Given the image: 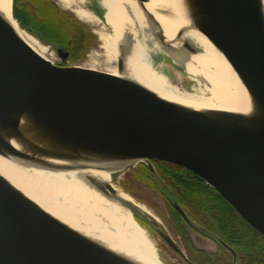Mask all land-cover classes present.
I'll return each instance as SVG.
<instances>
[{
  "label": "water",
  "instance_id": "obj_1",
  "mask_svg": "<svg viewBox=\"0 0 264 264\" xmlns=\"http://www.w3.org/2000/svg\"><path fill=\"white\" fill-rule=\"evenodd\" d=\"M135 1L146 33L159 42L170 65L186 72V60L200 49L183 38L182 30L176 36L179 46H173L150 0ZM182 1L191 26L238 75L250 97V112L189 107L131 77L64 65L69 53L54 43L52 52L61 61L55 64L33 50L0 13V156L55 171L111 170L110 164H119L120 169L111 170L112 183L91 175L86 182L146 219L174 246L152 214L118 198L113 186L140 163L160 178L151 161H167L203 178L264 238V2ZM130 45L129 36L119 45L120 73ZM162 188L171 193L163 183ZM66 221L0 172V264H139ZM222 244L239 264L235 250Z\"/></svg>",
  "mask_w": 264,
  "mask_h": 264
},
{
  "label": "bare ground",
  "instance_id": "obj_2",
  "mask_svg": "<svg viewBox=\"0 0 264 264\" xmlns=\"http://www.w3.org/2000/svg\"><path fill=\"white\" fill-rule=\"evenodd\" d=\"M60 1L66 8L71 7V0ZM94 2L100 4L101 16H94L86 9L75 11L77 17L85 22L98 18L103 21L99 38L109 61L118 59L120 43L128 36L131 38L124 71L120 73L117 66L110 63L108 72L131 77L162 97L189 107L243 114L250 112V97L238 75L213 43L191 26L182 0H150V5L167 41L173 42V46H179L176 36L182 30L183 38L200 49L185 62L186 73L204 84L197 90L181 87L175 78L161 71L166 70L167 64L161 58L167 53L152 34L146 33L145 18L135 0ZM12 8L13 0H0V13L13 24L24 41L45 59L56 61V55L42 40L19 26L13 18ZM130 11L133 15H130ZM107 26L111 32L105 30ZM92 69H96V66H92ZM110 165L111 170L121 168L119 164ZM111 170H46L0 156V172L24 188L58 218L90 232L134 262L166 264L152 237L140 226L132 212L112 198L103 196L86 182V176L91 175L103 182L112 183L114 171ZM115 189L118 198L136 203L130 195ZM138 206L151 214L145 206Z\"/></svg>",
  "mask_w": 264,
  "mask_h": 264
},
{
  "label": "flooded vegetation",
  "instance_id": "obj_3",
  "mask_svg": "<svg viewBox=\"0 0 264 264\" xmlns=\"http://www.w3.org/2000/svg\"><path fill=\"white\" fill-rule=\"evenodd\" d=\"M22 4L29 13L27 15L33 20L31 23L29 20H23L29 31L45 43L63 46L69 53V59L64 65L83 64L85 58H81L83 55L87 57L85 49L92 42L90 41V44L86 46L89 41L86 37L87 32L90 33V40L94 38L92 34L94 30L90 29L85 21L75 17L73 10L67 9L57 0H22ZM41 8H46L54 16L56 15V18L65 16L72 33L61 38L47 36L43 31L46 27L43 26L44 18L41 16ZM90 10L101 16L100 6L92 4ZM58 62L61 64L60 58ZM151 163L160 178L151 172L147 164L140 163L129 170L126 177L119 183L128 193L155 211L156 216H152L157 219V227L174 242V246L169 245L151 223L148 221L145 223L142 219L144 225L159 240L162 260L166 264H230L225 262L224 258L232 257L231 264H234L232 253L222 244L224 242L233 248L228 243L230 238L222 226V219L225 211L237 218L239 213L236 209L214 187L190 170L167 161L152 160ZM162 183L169 187L171 193H163ZM172 195L184 209L187 218H184L175 208L170 197ZM157 197L169 211L168 217H165L164 208L158 204ZM159 217L165 224L158 219ZM235 252L237 253L236 250ZM238 261L240 264L239 255Z\"/></svg>",
  "mask_w": 264,
  "mask_h": 264
},
{
  "label": "rangeland",
  "instance_id": "obj_4",
  "mask_svg": "<svg viewBox=\"0 0 264 264\" xmlns=\"http://www.w3.org/2000/svg\"><path fill=\"white\" fill-rule=\"evenodd\" d=\"M57 1H59V3H61L64 7H66L63 2H61L60 0H57ZM92 4H95L96 5V3L94 2V0L93 1L92 0L91 1L90 0H85V2H83L82 0H71V4H70L71 7L70 8H67V9L73 10L72 12H73V14H74L75 17H77V14H76L75 9H86V10L90 11V13L92 15L97 16L96 13H94L93 11L90 10V6ZM97 6H100V4H98ZM15 11H16V16L20 14V18L21 19H23V20H29L30 23L33 22L32 18L30 16L24 14V6L22 4V0H18L16 2ZM44 12L45 13L48 12L47 14H48V17H49V20H48L49 22H46L45 21L44 24H46V26L43 25V26L46 27V28L43 29L44 33L47 36H49V37H53V38L59 37V36H57V33H55L56 32V28L58 26H56V24H55L56 22H55V19H54L55 18L54 14L51 13V12H49V11H46V10H44ZM98 19H94V21H90V22H85V24L90 29L94 30V33H92V34H94V38L95 39L91 42V45L89 46V49L87 51V53H88L87 56L88 57L86 58V56H85V59H84L83 62L84 63H88V66H90V54H91L92 58H94V60L97 61V63H96L95 66H96V68L98 70L107 71L110 63H111V65L117 66V68H118V59L116 61L115 60L109 61L108 56H107V52L102 47L103 44H102V42H101V40L99 38V33H100V30L102 29L103 21L102 20H98ZM100 21H101V23H100ZM105 30L107 32H111V29L108 26L105 28ZM59 38H61V37H59ZM161 60H163L165 63L166 62L168 63V60H167V58L165 56L163 58H161ZM166 66H167V67H165L166 70L164 69L166 73L163 70H161V71L164 74H167V75L175 78L176 81L179 83V85L181 87H184L185 89H189V90H192V89L197 90V89H199V87H201V86L204 85L203 83L198 82L195 79H192L190 77V75H188L186 72H182V71L176 69L174 66L170 65L169 63ZM127 174H128V172L124 176H122L121 179H119V182L123 178H125ZM119 182L118 183H116V182L113 183V185H114L115 188H117L120 191H123L124 193H126L128 195H130L136 203L145 206L151 212L152 215H155L156 216L155 211H153L152 208L149 205L145 204L144 202H142L139 199H137L135 196H132L130 193H128V191L125 188H122V186L120 185ZM163 184L166 185L165 183H163ZM162 190H163V193L164 194L165 193H168V190L166 188H163ZM157 198H158L157 199L158 204H160V206H162L164 208L163 209V212L166 215L165 217H168L169 216V213H168L169 211L166 210V208H165L164 204L162 203L161 199H159V197H157ZM133 217L140 224V226L142 228H144L150 234V236L152 237L153 241L155 242L156 247L158 248L159 255H160V249H161V247L159 246V240H158L157 236H155L153 234V232H150V230L146 226H144L139 221L138 217H135L134 216V214H133ZM158 219L161 222H163V224H165L164 221L160 217ZM145 221H146V219H144V222ZM176 240L179 241L178 238H176Z\"/></svg>",
  "mask_w": 264,
  "mask_h": 264
},
{
  "label": "trees",
  "instance_id": "obj_5",
  "mask_svg": "<svg viewBox=\"0 0 264 264\" xmlns=\"http://www.w3.org/2000/svg\"><path fill=\"white\" fill-rule=\"evenodd\" d=\"M16 2L17 0H15L14 3L15 18L17 17L21 21L22 26L26 27L24 25L23 19H21L19 15L16 16ZM45 9L41 8V16H43L44 22H49V17L47 14L48 12L45 13ZM46 11L48 10L46 9ZM24 14L27 15L29 13L24 9ZM65 18V16L63 18H61L60 16L59 18H56V15L54 18L56 22L55 24L56 26H58L55 33H57V36L59 37H64L66 34L68 35L69 33H72L70 29L71 27L69 26L70 24L65 20ZM43 25L46 26V24L44 23ZM86 37L89 40L87 41L88 43H86V46L90 44V41H93L95 39L91 38L90 40V33L88 32ZM88 49L89 47L85 49V52H87ZM84 58L85 56L83 55L81 59ZM232 209L234 208L232 207ZM138 219L144 225L142 219ZM222 226L226 231L227 236L230 238L228 240V243L237 251V254L241 259L240 264H264V238L249 223H247L239 214L236 218L235 215H232L230 212L225 211L223 213ZM224 261L229 262L230 264L233 263L232 257H230V259L224 258Z\"/></svg>",
  "mask_w": 264,
  "mask_h": 264
},
{
  "label": "built area",
  "instance_id": "obj_6",
  "mask_svg": "<svg viewBox=\"0 0 264 264\" xmlns=\"http://www.w3.org/2000/svg\"><path fill=\"white\" fill-rule=\"evenodd\" d=\"M96 63H97V61L94 60V58H92V56H91V57H90V67L92 68V66H95ZM87 65H88V63H87Z\"/></svg>",
  "mask_w": 264,
  "mask_h": 264
},
{
  "label": "crops",
  "instance_id": "obj_7",
  "mask_svg": "<svg viewBox=\"0 0 264 264\" xmlns=\"http://www.w3.org/2000/svg\"><path fill=\"white\" fill-rule=\"evenodd\" d=\"M25 9V8H24ZM19 16H20V14H19Z\"/></svg>",
  "mask_w": 264,
  "mask_h": 264
}]
</instances>
